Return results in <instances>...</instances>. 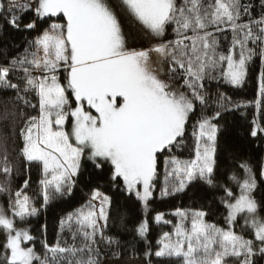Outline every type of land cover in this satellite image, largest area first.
Returning <instances> with one entry per match:
<instances>
[{
  "label": "snow or ice",
  "instance_id": "1",
  "mask_svg": "<svg viewBox=\"0 0 264 264\" xmlns=\"http://www.w3.org/2000/svg\"><path fill=\"white\" fill-rule=\"evenodd\" d=\"M252 8L245 0L0 3V17L16 30H34L37 21H53L27 41L22 54L8 59L5 52V62L0 63V90L14 91L12 116L24 119L19 156L26 167L39 169L44 205L70 194L88 162L106 173L113 187L122 182V190L134 194L147 209L158 157L172 147L183 149L187 124L198 102L202 111L193 125L190 158H165L161 196L182 192L197 179L210 188L219 187L226 227L207 221L204 211L177 208L171 213L177 218L172 231L160 235L154 253L148 245L144 256L147 264H153V255L168 258L159 264H258L257 257L264 258V200L255 195L258 178L253 166L243 161L239 171L228 175L227 183H218L220 126L216 121L231 102L218 93L214 113L206 115L208 94L203 83L222 79L235 87L243 85L249 64L258 55L261 70L254 103L257 110L264 106V0L258 17ZM29 12L32 19L24 23ZM170 28L174 39L164 40ZM229 31L231 40L225 51L219 35ZM133 32L150 46L130 47L128 38ZM13 72L23 73L22 85L12 81ZM26 109L36 114L28 115ZM258 132H264V127L254 119L251 135L256 137ZM7 139L0 132L4 177L0 194L9 195L7 208L0 206V234L4 236L0 264H103L105 257L98 245L120 244L105 232L111 197L94 188L85 205L60 219L61 233H71L72 243H62L58 233L52 245L41 241V255L30 246L36 238L26 226L39 210L24 191L29 180L14 193L11 190L10 176L18 169L8 158ZM259 175L264 177V164ZM241 219L237 232L234 229ZM154 220L172 223L163 213H157ZM135 231L146 240L148 220H142Z\"/></svg>",
  "mask_w": 264,
  "mask_h": 264
},
{
  "label": "trees",
  "instance_id": "2",
  "mask_svg": "<svg viewBox=\"0 0 264 264\" xmlns=\"http://www.w3.org/2000/svg\"><path fill=\"white\" fill-rule=\"evenodd\" d=\"M253 5L252 14L258 17L260 14L261 0H245ZM7 6L8 0H0ZM33 14L29 12L24 18V23L32 19ZM247 19V17H245ZM52 20L47 22L37 21V28L27 30L23 27L16 30L9 26L0 17V63H4L3 53H7V58L17 56L24 52L28 40L33 39L39 32L43 31ZM60 22V21H55ZM127 30V29H126ZM227 35V40H225ZM174 39L171 28L164 40ZM223 49L226 51L231 40L230 31L224 35H219ZM130 47H149L146 39L140 37L133 32L128 38ZM251 46V45H250ZM261 70L259 56L253 57V61L249 64L248 76L243 85L235 87L221 80H208L204 83V91L208 94L207 106L204 109L206 115L211 116L216 109V96L223 93L231 102L228 106L229 110L223 111L221 118L216 121L220 126V132L217 140V167L216 178L219 184L227 183L228 175L234 170H240L239 164L248 161L254 169L258 178V189L255 193L258 200H264V177H260V168L264 164V132H258L256 137L251 135L253 128V120L255 119L261 127H264V106L259 110L256 109L254 101L258 89L257 77ZM22 72H13L11 79L14 83H21L19 77ZM15 96L12 90H0V132L5 134L7 139L8 158L13 163L14 170L10 176L11 190L14 193L21 189L24 181L29 180V187L24 191L32 198L35 206L38 208V215L30 217L27 227L32 236H34L35 249L42 255V240H47L49 245L56 242L57 234H61V242L67 241L72 243V236L67 230L61 233L60 219L66 217L68 213L74 212L76 209L85 205L89 200L91 192L94 188H99L101 192L111 197V205L109 208V221L105 232L108 236L114 237L120 241L119 246L113 245L108 247L105 244H99L101 254L105 258L103 264H147L144 256L147 246L151 245L152 252L156 250V241L163 232H171L176 222V217L171 213L177 208L182 210H201L206 215V220L216 223L219 226L226 227L224 216L227 214L223 204L220 203L219 197L223 195V190L219 187L210 188L199 179L192 181L184 191L176 192L166 197L161 196V190L165 182L164 161L170 155H176L180 158H190L191 148L193 146V125L201 115V106L197 102L196 110L191 114L187 124L186 135L184 139L183 149L172 147L171 152L165 151L158 157L157 177L154 179L153 197L148 202L147 209L138 201L134 194H129L122 190V182L120 187H113L108 181L107 174L101 173L95 169L90 163L86 162L80 175L76 177V184L73 186L70 194L57 197L44 205L43 196L41 194V186L39 180L41 173L39 169L32 165L30 168L25 166L23 158L19 156V148L22 147V140L19 136V130L24 127V119L19 116L13 117L12 112L15 111L11 98ZM247 104V107H234V105ZM28 115H34L36 112L31 109L25 110ZM7 118L5 119V113ZM26 118V117H25ZM2 155V153H0ZM3 174L0 173V180H3ZM172 181H169L171 188ZM8 194H0V206L7 208ZM157 213H163L165 220L172 221L171 224H157L154 217ZM147 219L149 222V232L146 234V240L139 237L135 231L138 224ZM243 224L241 219L235 231H240V225ZM21 225V224H19ZM25 226V225H23ZM247 238H252L251 234L245 232ZM4 236L0 234V244H2ZM80 240L77 239V244ZM119 255L114 257L113 253ZM4 253V249L0 247V256ZM153 264H159L161 260L167 261L168 258H157L152 256ZM258 264H264V258L257 257Z\"/></svg>",
  "mask_w": 264,
  "mask_h": 264
},
{
  "label": "rangeland",
  "instance_id": "3",
  "mask_svg": "<svg viewBox=\"0 0 264 264\" xmlns=\"http://www.w3.org/2000/svg\"><path fill=\"white\" fill-rule=\"evenodd\" d=\"M9 215H10V213H9ZM17 226H18V227H21V226H23V225H19V224H18Z\"/></svg>",
  "mask_w": 264,
  "mask_h": 264
}]
</instances>
